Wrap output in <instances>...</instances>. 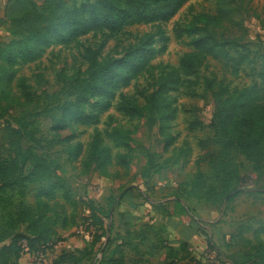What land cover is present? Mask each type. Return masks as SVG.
<instances>
[{
  "label": "rangeland",
  "instance_id": "obj_1",
  "mask_svg": "<svg viewBox=\"0 0 264 264\" xmlns=\"http://www.w3.org/2000/svg\"><path fill=\"white\" fill-rule=\"evenodd\" d=\"M34 1L42 6L48 0ZM64 2L74 8L86 1ZM6 3L0 0V45L13 38L2 18ZM231 5L229 18L206 29L219 42L218 56L191 61L187 73L179 64L193 49L190 37L178 29L196 13H214L215 0H185L166 22L133 23L114 35L90 32L68 45L51 43L34 62L15 66L0 89V160L13 156L11 128L22 130L32 118L46 117L34 133L35 142L23 138L20 145L55 161L58 167L52 173L70 192L69 200L60 191L51 198H36L38 182L28 183L23 193L17 187L0 190V235L3 230L10 236L28 232L27 223L16 221L22 205L31 208L32 218L39 217L51 235L43 257L35 258L24 248L21 264H49L51 254L60 253L77 258L89 253L81 264H95L102 239L97 218L107 223L108 210L112 237L122 239L104 253L112 249L126 257V264H210L208 251L221 264H249L257 247L254 232L264 226V167L254 170L239 151L230 149L227 174L217 171L220 146L209 124L215 112L212 92L219 83L229 92L260 84L264 0H232ZM196 25L203 26L200 21ZM147 43L155 53L142 73L125 85L104 90V107L93 109L97 97L89 100L84 114H95L96 120L51 129L50 116L87 77L88 52L119 60L129 46L147 49ZM173 71L181 75V84L165 92L168 117L161 128L153 110L142 116L129 113L157 92L160 81ZM95 139L110 153L106 174L84 164ZM232 188L237 191L225 198ZM9 217L14 227L6 223ZM189 231L196 233L190 243L181 238ZM259 238L264 242V233Z\"/></svg>",
  "mask_w": 264,
  "mask_h": 264
},
{
  "label": "trees",
  "instance_id": "obj_2",
  "mask_svg": "<svg viewBox=\"0 0 264 264\" xmlns=\"http://www.w3.org/2000/svg\"><path fill=\"white\" fill-rule=\"evenodd\" d=\"M85 1L78 7L69 8L64 0H48L42 6H38L34 0H7L3 20L8 21L9 32L13 38L5 45H0V89L4 80L11 76L15 66L34 62L40 56L42 48L48 44L68 45L90 32L114 35L126 25L133 23L166 22L185 2V0ZM215 3L214 13H196L190 22L178 29L180 35L190 37L189 43L193 49L185 60L180 61L179 68L182 73H187L190 62L197 61L201 56H218L219 42L213 34H207L206 29L219 27L224 19L232 15L234 7L231 5L232 0H215ZM197 21L203 26L196 25ZM145 45H148L147 49L129 46L124 57L119 60L100 58L96 53L88 52L87 77L76 83L71 92L72 98L61 103L50 116L53 117L51 129L58 131L75 123L88 124L96 120L95 114H84L89 100L97 97V101L92 105L93 109L104 107L106 105L104 90H113L125 85L142 73L149 66L150 59L155 53L150 43ZM258 77L259 85L229 92L219 83L218 88L212 92L215 112L209 126L213 130V138L220 146L218 152L220 160L216 168L222 174H227L229 170L225 160L230 149L239 151L252 163L254 170L260 171L264 167V68L259 70ZM180 84L181 75L177 71L169 73L160 81L159 90L149 94L143 105L132 106L129 113L142 116L144 112L153 110L161 128V123L168 117L164 116L168 106L165 92L168 88ZM46 119L48 118H32L21 128L22 130L11 128L13 135L9 137V142L13 156L0 160V190L6 188L13 190L17 187L23 193L28 183L38 182L40 186L37 188L36 198H51L60 191L65 199H70L66 182L52 173L58 164L29 150H22L20 145L23 138L35 142L34 133ZM168 143L169 140L165 142L164 148ZM109 162V150L95 139L86 150L84 164L86 166L93 164L100 173L106 174ZM229 179L225 180L226 183ZM236 191V188H232L225 193V198L231 197ZM31 213V208L24 205L16 213L18 223H27V233H15L10 236L5 230L1 232L0 243L9 237L10 240L0 245V264H21L19 258L23 251V242L31 253L44 252V245L51 235L47 233L45 225L39 222L40 218H32ZM107 219V223H104L101 218H97L101 229L100 237L106 230L108 232L111 230L109 210ZM6 223L14 227L13 217H9ZM261 233H264V226H260L254 232L257 247L249 264H264V242L259 238ZM110 242L111 239L108 237L105 246L108 247ZM102 247L104 246L101 245L100 248ZM161 247L166 246L164 244ZM104 252L103 250L102 256L96 261L97 264H125L123 255L116 254L114 250ZM74 255L60 253L49 264H64L66 261L78 264L88 257L89 253H84L78 258Z\"/></svg>",
  "mask_w": 264,
  "mask_h": 264
},
{
  "label": "crops",
  "instance_id": "obj_3",
  "mask_svg": "<svg viewBox=\"0 0 264 264\" xmlns=\"http://www.w3.org/2000/svg\"><path fill=\"white\" fill-rule=\"evenodd\" d=\"M3 11H4V8H3ZM3 13V16H4V12H2ZM3 16H2V18H3ZM104 227H105V224H104ZM195 231H189V232H187L185 235H184V237H183V234H182V236H181V238H183L185 241H187L188 243H190V242H192V240L194 239V237L196 236V233H194ZM112 233H114L112 230H110V232H108L107 230L105 231V233L103 234V236H102V239H101V241H100V244H99V242H96V243H94V245H96V244H99V247H101V245H103L104 247H102V248H100V250H99V253H100V257L102 256V253H103V250L105 251L108 247L107 246H105L106 245V242H107V238L109 237L110 239H111V242H110V244L112 243V244H114L113 245V247L118 243V242H121L120 240L122 239H118V240H116V238H113L112 237ZM178 234H180V232L178 233ZM181 235V234H180ZM179 235V236H180ZM169 245H172V244H170L169 243ZM78 247V246H77ZM110 250H112V249H110ZM46 254H48V253H46ZM32 255V254H31ZM92 255H93V253L90 255V260H91V262L93 261V258H92ZM58 255H52L51 254V257L52 258H50L49 259V262H52V259L54 258H56ZM87 258V257H86ZM85 258V259H86ZM124 258H125V264H126V257L124 256ZM85 259H83L80 263H78V264H81L83 261H85ZM23 264V263H22ZM26 264H33V263H30V262H28V263H26ZM67 264H73V263H71V262H69V263H67ZM95 264H97V262L95 263Z\"/></svg>",
  "mask_w": 264,
  "mask_h": 264
},
{
  "label": "built area",
  "instance_id": "obj_4",
  "mask_svg": "<svg viewBox=\"0 0 264 264\" xmlns=\"http://www.w3.org/2000/svg\"><path fill=\"white\" fill-rule=\"evenodd\" d=\"M81 230H82V228H79L76 231L80 232ZM22 248H23V251H24V248H27L24 242L22 243ZM31 254L35 258L36 257H38V258L43 257V253L40 252V251L39 252H35V253H31ZM206 256H207V259L209 260L210 264H221L220 261L217 258H215L214 254L212 252L208 251Z\"/></svg>",
  "mask_w": 264,
  "mask_h": 264
}]
</instances>
